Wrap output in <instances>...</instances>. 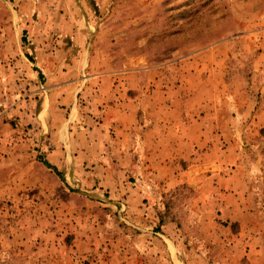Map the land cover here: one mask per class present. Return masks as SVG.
Returning a JSON list of instances; mask_svg holds the SVG:
<instances>
[{
	"label": "rangeland",
	"instance_id": "1",
	"mask_svg": "<svg viewBox=\"0 0 264 264\" xmlns=\"http://www.w3.org/2000/svg\"><path fill=\"white\" fill-rule=\"evenodd\" d=\"M263 12L264 0H0V264H180L167 258L168 234L181 264H252L237 234L259 242L264 216L218 225L182 185L162 190V221L176 223L130 233L122 248L121 152L89 153L86 141L103 82H121L122 93L159 76L176 83L205 61H225L227 82L245 76ZM262 136L252 144L264 146ZM68 151L72 168L58 166ZM256 186L254 205L264 206V182Z\"/></svg>",
	"mask_w": 264,
	"mask_h": 264
},
{
	"label": "crops",
	"instance_id": "2",
	"mask_svg": "<svg viewBox=\"0 0 264 264\" xmlns=\"http://www.w3.org/2000/svg\"><path fill=\"white\" fill-rule=\"evenodd\" d=\"M259 19L264 25V12ZM249 38L252 43L261 39V47L252 49L256 63L245 76L237 73L229 82L222 80L227 72L225 61H205L194 70L182 69V78L174 76L176 83L158 75L148 82L135 81L124 93L121 82L117 86L103 82L99 87L86 143L89 153H99L101 145L105 155L121 152V217L130 224L122 230V248L132 244L130 233L134 238L146 232L159 234L149 228L176 223L165 217L162 221V190L181 185L196 191L198 208L208 211L210 219L214 211L218 225L239 223L245 228L251 216H264V206L254 205L256 184L264 182V146L252 144L255 136L264 134V31L252 32ZM196 75L193 81L187 79ZM131 89L135 92L128 95ZM115 131L121 134L116 144L108 139ZM99 132L103 143L98 144ZM251 148L258 149L259 158L253 157ZM98 155L92 157L100 159L106 173H112L111 158ZM74 157L68 151L58 166L72 168ZM137 219L151 225L145 229ZM261 227L257 243L253 235L241 232L236 238H241L252 264H264ZM165 236L167 258L181 264V258L168 251L173 236Z\"/></svg>",
	"mask_w": 264,
	"mask_h": 264
}]
</instances>
